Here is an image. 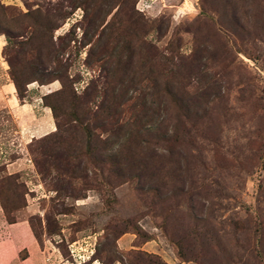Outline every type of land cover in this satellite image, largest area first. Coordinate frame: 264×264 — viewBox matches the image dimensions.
<instances>
[{
	"label": "rangeland",
	"instance_id": "rangeland-1",
	"mask_svg": "<svg viewBox=\"0 0 264 264\" xmlns=\"http://www.w3.org/2000/svg\"><path fill=\"white\" fill-rule=\"evenodd\" d=\"M0 37L34 111L65 85L47 136L0 111L49 264H264V0H0Z\"/></svg>",
	"mask_w": 264,
	"mask_h": 264
},
{
	"label": "crops",
	"instance_id": "crops-1",
	"mask_svg": "<svg viewBox=\"0 0 264 264\" xmlns=\"http://www.w3.org/2000/svg\"><path fill=\"white\" fill-rule=\"evenodd\" d=\"M2 46L3 41L0 37V50ZM30 87L31 85L27 88V97L32 92ZM36 97L34 96V102ZM33 109L34 103L23 102L18 98L16 89L7 75L4 62L0 58V111L6 110L14 119L20 141H23L28 133L32 135L30 139L33 140L47 136L54 131L50 110L44 105L39 106L35 111ZM41 111L44 114L43 117L35 115ZM1 167L4 174L11 176L21 173L27 166L22 156H16L6 159ZM26 209L29 208L26 207ZM14 214V222L9 223L0 208V264H49L27 220L19 218L20 211Z\"/></svg>",
	"mask_w": 264,
	"mask_h": 264
},
{
	"label": "trees",
	"instance_id": "trees-1",
	"mask_svg": "<svg viewBox=\"0 0 264 264\" xmlns=\"http://www.w3.org/2000/svg\"><path fill=\"white\" fill-rule=\"evenodd\" d=\"M11 79H12V82H13V84H14V86H15V89H16V92H17V96H18V98L21 100V101H23L24 100V98L26 97V92H27V90H26V88H24V90L22 91V88H21V83H22V81H25L26 80V78H25V76L24 75H19L17 72H15V71H13L12 70V72H11ZM67 89V88H66ZM64 92H65V85L62 83V88L60 89V90H58V91H55V92H51V93H49V94H46V95H44L43 96V104H44V106H46V107H49L50 108V110H51V112H52V115H53V117L56 119V117H57V113H56V107H55V104L54 103H52L50 100H51V98H56V101H57V99L59 98V96H62V94H64ZM11 176H14V175H11ZM10 176V177H11ZM7 217V216H6ZM7 219V218H6ZM8 221V220H7ZM9 223H12V222H14V221H8Z\"/></svg>",
	"mask_w": 264,
	"mask_h": 264
},
{
	"label": "bare ground",
	"instance_id": "bare-ground-1",
	"mask_svg": "<svg viewBox=\"0 0 264 264\" xmlns=\"http://www.w3.org/2000/svg\"><path fill=\"white\" fill-rule=\"evenodd\" d=\"M33 85V84H32Z\"/></svg>",
	"mask_w": 264,
	"mask_h": 264
}]
</instances>
